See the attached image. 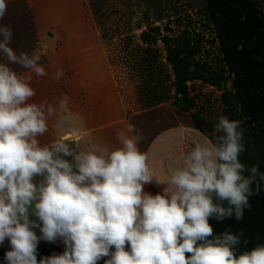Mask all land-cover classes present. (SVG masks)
I'll return each instance as SVG.
<instances>
[{
    "label": "clouds",
    "instance_id": "clouds-1",
    "mask_svg": "<svg viewBox=\"0 0 264 264\" xmlns=\"http://www.w3.org/2000/svg\"><path fill=\"white\" fill-rule=\"evenodd\" d=\"M7 8L0 0V21ZM13 36L0 24V245L10 242L5 264H264V244L237 254L240 235L216 234L209 222L242 220L249 197L264 187L259 166L248 168L239 159L246 150L240 120L220 115L212 137L193 140L161 181L138 147L144 136L135 124L118 131L120 146L109 149L86 135L67 94L58 102H30L36 95L31 74L48 75L43 53H17ZM64 75L57 68L53 79ZM50 121L56 138L41 146L38 138L49 132ZM153 183L165 185L162 193L145 192ZM57 239L64 252L38 261L40 241Z\"/></svg>",
    "mask_w": 264,
    "mask_h": 264
},
{
    "label": "rangeland",
    "instance_id": "rangeland-1",
    "mask_svg": "<svg viewBox=\"0 0 264 264\" xmlns=\"http://www.w3.org/2000/svg\"><path fill=\"white\" fill-rule=\"evenodd\" d=\"M253 1L264 16V0ZM7 4L0 24L13 30L10 46L17 53L76 51L81 70H88L84 67L88 51L102 53L108 68L87 75L89 97L90 88L92 97H100L95 91L106 85L105 96L124 98L133 112L173 101L172 107L157 111L138 127L149 135L185 123L211 138L220 115L240 120L246 150L239 159L264 172V63L249 53L258 23L242 0H7ZM78 81V88H84L85 81L80 77ZM180 85L188 107L180 105ZM249 204L240 221H209L216 234L240 235L239 253L264 244V187L249 197ZM35 231L39 236V229ZM8 250L6 239L0 245V264H5ZM64 250L60 239L41 240L37 260Z\"/></svg>",
    "mask_w": 264,
    "mask_h": 264
},
{
    "label": "crops",
    "instance_id": "crops-1",
    "mask_svg": "<svg viewBox=\"0 0 264 264\" xmlns=\"http://www.w3.org/2000/svg\"><path fill=\"white\" fill-rule=\"evenodd\" d=\"M42 64L48 75L46 77H37L32 75L31 86L34 88L36 95L30 102L39 103L42 100L49 102H58L65 94L69 97V109L72 113L79 114L84 118L86 135L91 137L93 141L107 146L109 149L119 147L116 134L120 130H126L129 123L138 127H143L152 114L157 111L172 107L173 101L159 102L152 104L150 107L129 111V101L120 96L108 98V87L105 85L103 89H96L100 93V97H92L91 88L88 96V80L89 73L95 72L94 69L108 68V59H104V55L95 51H88V62L84 67L88 70H81L82 67L77 64V52H44ZM87 57V56H86ZM18 74L27 75L26 70L17 65H10ZM57 68L64 70V77L59 82L53 79ZM88 72V73H87ZM81 75V76H80ZM84 80V88H78V78ZM93 79V77H92ZM95 90V88H94ZM120 94V92H118ZM141 130L140 128H138ZM201 134L206 135L199 128L185 123H178L160 128L154 134H144V139L138 145L141 152L148 156V166L153 175L165 181L169 170L174 166V159L181 153L187 152L192 147V141L201 138ZM207 136V135H206ZM209 137V136H208ZM55 132L52 127V121L49 122V132L39 137L41 146L50 144L55 139ZM100 140H94V139ZM210 138V137H209ZM165 185H157L155 183L145 185V192L156 195L162 193Z\"/></svg>",
    "mask_w": 264,
    "mask_h": 264
},
{
    "label": "trees",
    "instance_id": "trees-1",
    "mask_svg": "<svg viewBox=\"0 0 264 264\" xmlns=\"http://www.w3.org/2000/svg\"><path fill=\"white\" fill-rule=\"evenodd\" d=\"M246 11L257 21L258 29L256 31V41H254L249 49V53L252 56L258 57L264 63V16L257 8L253 0H242ZM180 84V83H179ZM180 100H182L181 106L188 107L190 101L182 92L181 85L179 87ZM239 250L237 249V254Z\"/></svg>",
    "mask_w": 264,
    "mask_h": 264
}]
</instances>
